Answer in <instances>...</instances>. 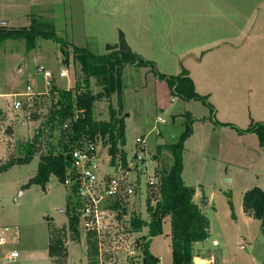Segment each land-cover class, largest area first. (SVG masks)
Returning <instances> with one entry per match:
<instances>
[{
	"label": "rangeland",
	"instance_id": "obj_1",
	"mask_svg": "<svg viewBox=\"0 0 264 264\" xmlns=\"http://www.w3.org/2000/svg\"><path fill=\"white\" fill-rule=\"evenodd\" d=\"M16 1L0 0V19L9 20L13 27L32 28L38 33L35 49L31 51L39 62L30 58L31 51L27 50L26 40L10 42L7 40V45V41L1 44L0 92L4 91V94L12 97L25 93L28 87H32L41 95L34 97L31 102L21 97L20 100L23 102L21 109H14L13 104L10 112L0 117V144L5 145V153L0 157V167L24 157L25 145L34 140L36 131L47 129L49 112L53 106L51 89H73L82 78L79 65L73 64L72 58L71 66L64 65L60 45L43 38V33L56 34L72 45L89 49L95 55H108L111 53L108 46H114L120 40L121 27L129 31V37L132 36L133 42L135 40L140 42L137 33L142 29L144 42H141V46L147 45L149 56L157 58L159 64L151 61L162 73L165 71L174 74L178 70L177 66L163 61L158 55L163 52V47L171 48L175 54L185 56L180 60L177 55L173 58L180 67L183 61H187V65L192 68V64L200 61L197 58L207 53L208 57L205 56L203 61L205 67L218 65L219 73L216 77L204 79V83L197 81V84L201 91L211 93L208 102L215 113L213 114L204 103L195 100L190 104L177 100L172 112L183 113L187 108L195 117L211 123L220 118L236 122L230 121L239 128L251 124L250 111L252 113L253 109L249 106L253 96L247 87L246 66L249 61L247 45L248 43L258 45L256 53L252 51L254 53L250 56L255 63L252 75L264 77V0H20L25 3L18 6L15 5ZM171 19L177 23L171 24L169 22ZM23 57L28 60V65L24 72L19 73L17 67L23 65L21 62ZM40 67L52 71L55 75V80L49 88L43 75L38 71ZM131 69H124L122 74L124 96L121 108L117 95L110 102L102 100L94 105V119L98 122L110 119V104L120 111V117L123 119L125 111L132 113L125 127L126 156L123 160L120 155L114 159L105 149L102 150L100 152L102 172L113 174L122 161L130 164L133 156L131 150L136 139L146 135H148L146 150L153 158L147 159L148 169L140 175L141 195L135 196L126 205L119 217L111 221L105 235L98 239L97 264L145 263L140 244L148 240L150 228L145 226L142 232L133 233L124 216H139L147 223L150 221L146 209L149 204H155L158 190L157 188L148 190L146 185L156 166H161L157 160V147L160 144L177 142L185 129L180 123L182 119H179L160 136L155 133L149 134L154 128L157 114L168 120L171 113H161L156 108L152 112L156 94L154 85L151 80L141 78L138 70ZM64 70L68 71L69 77L62 79L59 74ZM235 85L240 86L236 91ZM224 86L227 88L224 89ZM135 88H139V91L136 92ZM91 91L95 95L101 91L94 78L91 80ZM225 95L235 101L237 105L235 111H229L223 105ZM8 102L10 99L0 97V108L7 109L3 107ZM258 114L261 112L255 116ZM146 119L148 124L143 122ZM16 125L18 126L15 134ZM10 133L13 135H9ZM53 134L59 136L58 131ZM50 138L49 133L45 132L40 139L41 148L53 142ZM214 141L216 144L213 145L215 149L213 152L220 143L219 136H216ZM194 145L199 146L198 140ZM232 147L235 148L234 141L225 140L221 156H226L227 153V158L232 160L229 154L235 151ZM220 152L221 150L218 154ZM40 159L41 153L37 152L30 164L16 165L15 168L0 172V231L5 233L6 240L5 244H0V264H52L48 247L51 237L58 235H65L68 255L66 264H90L87 233L81 226L80 237L74 239L69 231L67 202L68 198H73L72 192L55 176L51 177L47 185L48 191L37 185L26 188V184L37 173ZM112 160L117 165L112 166ZM212 160L216 163L211 161L207 165L202 163V171H206L207 186L200 191L205 200H211V206L206 211L211 222L210 236L206 242L194 246L195 255H199L203 260L196 258V262L264 264L263 223L247 215L243 209V197L248 190L259 187L264 191V160L257 161L251 168L235 164L236 158L232 163L229 161V164ZM195 161L196 159L189 155L187 168H193ZM219 170L232 177L233 185L224 187L220 182L213 186L212 178ZM168 234H171L170 218L164 220L163 235L154 237L151 244L152 252L161 256L162 264H173L172 236L167 238ZM214 241H219L221 246L214 248ZM100 249L103 253L102 258ZM13 252H17L19 257L8 260L6 257Z\"/></svg>",
	"mask_w": 264,
	"mask_h": 264
},
{
	"label": "trees",
	"instance_id": "obj_2",
	"mask_svg": "<svg viewBox=\"0 0 264 264\" xmlns=\"http://www.w3.org/2000/svg\"><path fill=\"white\" fill-rule=\"evenodd\" d=\"M37 34L32 28L0 26V45L7 40L23 39L26 40L27 50L31 51L35 49ZM42 37L60 45L64 56L63 64L67 67L71 66L70 58H72V63L79 65L82 78L73 89H51L53 106L49 112L47 131L38 129L34 140L25 145L26 154L24 157L0 167V172H3L16 165H28L34 159V155L40 152L41 159L37 173L26 184V188L37 185L46 191V186L52 176L64 184L67 168L70 165L69 154L74 146L84 139L90 141H95L98 138L103 139L106 141L105 144H111L110 154L113 157L118 152V145L126 144L125 123L124 119L120 117V111L110 104V119L98 122L94 119V105L102 100L110 101L112 96L117 95L121 108L123 102L122 74L128 66L150 68L159 80L168 83L173 96L185 101H200L208 106L213 114L215 113L208 98L195 91L194 83L186 69L179 76L160 73L154 62L142 58L131 50L123 33L120 34L118 44L108 46V50L111 51L108 55H95L89 49L72 45L53 33H43ZM93 78L96 79L97 86L101 87V91L96 95L91 91ZM76 113L79 119L72 121L69 131H64L62 125L66 120L73 118ZM185 118V129L178 141L157 147V160L160 161L161 166L158 167V182L155 186L158 190V197L155 198V204H149L147 209L150 221L147 223L139 216H132L129 220L133 233L142 232L145 226L150 228L148 240L140 244L146 261L143 264H160V259L150 252V245L152 238L163 235L166 218L171 219L173 264H194L196 256L194 246L206 242L210 236V220L194 202L195 190L186 186L182 178L184 142L192 134L195 122L190 113H186ZM213 122L217 126L237 130L241 134H257L260 146L264 150L263 123H255L248 129L241 130L232 124L220 123L216 120ZM55 131L59 132V136H54L53 132ZM45 132H48L52 138L50 139L53 140L46 146L48 149H45V146L41 148L40 143ZM44 150L45 152H43ZM73 199L74 196L68 198L67 202L69 231L74 239H78L80 237L79 217L74 212ZM243 209L246 214L261 221L264 226V191L259 187L248 190L243 197ZM64 238L65 235L51 237L49 255L53 258L54 264H66L68 255ZM87 244L90 264H97L96 257L99 249L95 234H88Z\"/></svg>",
	"mask_w": 264,
	"mask_h": 264
},
{
	"label": "crops",
	"instance_id": "obj_3",
	"mask_svg": "<svg viewBox=\"0 0 264 264\" xmlns=\"http://www.w3.org/2000/svg\"><path fill=\"white\" fill-rule=\"evenodd\" d=\"M23 3H25V2H23ZM23 3L20 0H17L15 2V5L18 6V5H21ZM169 22L171 24H173V22L177 23V22L173 21L172 19L169 20ZM10 24H11V22L9 20L0 19V26H4V27H8V28H16V27L11 26ZM24 28H26V27H24ZM120 31L125 35L126 42L128 43L129 47L131 48V50L134 53L140 55L142 58H144L148 61L153 60L156 63H158L157 58H155V57L153 58V56H149L148 51L146 49V48H148L147 45L141 46V42L144 40L143 39L144 32L142 31V29H139V31L137 33V36H139V38H140L139 39L140 42H138L137 40H135V42H133L132 36H130L131 38L129 37L130 33L126 28L121 27ZM8 41L10 42V40H8ZM8 41H7L6 45L8 44ZM257 47H258V45L255 43H248V45H247V54L249 56V61H248L247 66H246L247 70H248V75L246 76L247 81H248L247 87H248V91H251V94L253 96L250 99V106H249L250 109H253L252 113L250 111V114H251L250 118L252 119L251 124L248 127L239 128L235 124H232V123H236L232 120H226V119H220L219 118V119H217L218 122L232 124L241 130L248 129L254 123H263L264 124V77L252 75L254 70H255V63H254V60L250 57L253 55L254 52L256 53ZM162 51L163 52L158 54L162 58V60L166 61V62H171L170 64L177 66L178 70L174 74L169 73V72H165V71H163V73L162 72H160V73L166 74L168 76H179L183 72V70L186 69L188 71V76L192 79V81L194 83L195 91L201 96H206L208 99L211 97L210 92L201 91V89H199V86L197 84V81H202L204 83L205 82L204 79L207 80V79H210L212 77H216V75L219 73L218 65L216 67H214V66L205 67V65H204L205 62H203V61L205 60L206 57H208V56H206L207 53L205 55H203L202 57H198L197 59L200 61L192 64L193 67L191 68L190 66L187 65V61H183L182 67L177 65L175 60L173 61V58L174 57L176 58V55H177V57H179V60L182 57L184 58L185 56H182V55L177 54V53L175 54L174 50H171V48L168 49V47L167 48L163 47ZM252 51H254V52H252ZM189 53H190V55H192L191 52H189ZM30 54H31L30 58H32L33 61L39 62V59L35 55H33L34 54L33 51H31ZM198 60H196V61H198ZM27 61L28 60L23 57V59H21V62L23 63L24 66L22 64H20L18 66V64L20 63V61H19V63L17 64V66H18L17 68H18L19 73H22L25 71V69L28 65ZM188 62H190V59L188 60ZM170 64H168V65H170ZM219 65H220V63H219ZM127 68H132L134 70H138L137 72H140L141 78L143 77V79L146 81L151 80V82L153 83V85H154L153 87L155 88L156 94H155V104L153 103L152 112H153L154 108H156V110L158 112L161 111V113H171L168 120L166 118L162 117L161 114H157V117L154 121V128L149 132V134L155 133L156 135L160 136L163 133V131L167 130L169 128V126L171 124H173L174 122H178L179 119L180 120L182 119L180 123L182 126H184V123H185L184 115L186 113H190L192 118L195 120V122L193 124V133L190 136V138H188V140L185 142V145H184L182 178H183L184 184L186 186L191 187L195 190L194 202L199 206L201 211L206 215L207 209H209L211 206V200H205V198L203 196H201V192H200L204 187L207 186V183L205 182L206 181L205 180V172L206 171H202L203 170L202 163H206V165H207L208 162H210V161L214 162V160H212V159H215L216 161H219V162H222L225 164H229L230 162L232 163L233 159L236 158L237 161L235 160V164H237L241 167H248V168L254 167L256 165L257 161L264 160V150L260 146L259 137L255 133L241 134L237 130L231 129L229 127L217 126L214 123H211L210 121H206L205 119L202 120L200 118H197L194 116L193 112L188 110L187 108H186L185 112H183V113L172 112V110L174 111V109H175V104H176L177 100H181V101H185V100H183L179 97L173 96L171 93V90L169 88V85L166 81L159 80L155 76V74L151 71L150 68L128 66L125 69H127ZM258 83H261V84H258ZM140 85L141 84H139V88H140ZM142 85H144L143 82H142ZM139 88H135V91L138 92ZM225 88H227V87L224 86V89ZM239 88H240L239 85L238 86L235 85V91L238 90ZM231 91L233 93L235 92L234 90H231ZM4 93H5L4 91H1L0 97H2L4 99H10V102H8L7 104L6 103L4 104L3 108H7V109H1L0 108V117H2V115H4L5 113L10 112L11 106L13 107V102L20 100L21 97L26 98L24 96L25 93L20 94V96H17V94H15L12 97L11 96L9 97V94H4ZM114 96H112L110 101L113 99ZM257 97H258V99H257ZM186 102L188 104H190V103H193V100L186 101ZM223 105L229 111H235L237 109V105H236L235 101H232L230 96H228V95H225ZM241 105H242V103H241ZM254 110H256V112ZM259 112H261V114H258L257 116H255V114L259 113ZM131 115H132V113H127V111H125V118H124L125 127L127 125L128 119L131 118ZM158 118L165 119L167 121L168 126H167V124L165 126L164 125H158L157 124ZM230 121L232 123H230ZM143 122L145 124H148V119L144 120ZM17 126L18 125L15 126V134H16ZM156 126H159L160 134H157L155 132ZM2 128H4V125L2 126ZM9 135H13V133H10ZM147 136L148 135L143 136V138H145L147 140ZM216 136H219L220 143L218 144L217 150L215 152H213V150H215L213 148V145L216 144L214 141V138ZM228 139L233 140L235 143V148L232 147V149L234 148L235 151L232 154L229 153L232 157V160L230 158H227V153H226V156H221V154L223 153L222 149L224 148L225 140H228ZM197 140H198V145H199V146H197L198 148L194 145V143H197ZM126 145H127V142H126ZM160 145H162V144H160ZM219 150H221V152L218 154ZM0 153H1L0 157H2L3 153H5V145L0 144ZM189 155L196 159V161L194 163V167L193 168L190 167L189 168L190 170L187 168V157ZM215 155H217V156H215ZM214 163H216V162H214ZM15 167H17V166H15ZM15 167H13V168H15ZM156 167H157V171H158V165ZM220 182L222 183V185L224 187H230L231 185H233L232 177L229 176V174H227L226 172H224L222 170L215 172L214 177L212 178L213 186H217V184ZM46 191H48V186H46ZM167 236H168L167 238H171V234H168ZM49 239H50V237H49ZM153 239L154 238H152V240H151V244H152ZM79 240H81V238ZM138 243H140V242L138 241ZM70 245L68 247V254H69ZM171 245H172V242H171ZM216 248H219V247H216ZM150 252L155 257L159 258L160 264H162L161 256H157L155 253L152 252L151 245H150ZM48 255H49V247H48ZM49 258L52 259V264H54V260H53V258L50 257V255H49ZM67 261H68V258H67Z\"/></svg>",
	"mask_w": 264,
	"mask_h": 264
},
{
	"label": "built area",
	"instance_id": "obj_4",
	"mask_svg": "<svg viewBox=\"0 0 264 264\" xmlns=\"http://www.w3.org/2000/svg\"><path fill=\"white\" fill-rule=\"evenodd\" d=\"M38 71L46 79V86L49 88L52 81L55 80L54 73L44 67H40ZM59 77L62 79L68 78V71H62ZM38 95H41V93L34 91L32 87H28L27 92L24 94L30 102ZM17 96H20V94H17ZM13 104L16 110L23 107L21 100L15 101ZM78 119L79 116L76 113L73 118L64 122L62 129L69 131L72 127V121H77ZM157 124L166 125L167 121L163 118H158ZM155 132L160 134L159 126H156ZM105 143L106 141L101 138L95 141L84 139L74 146L69 154L70 165L67 168L66 180L64 182V186L74 196L73 208L75 214L79 217V227L82 226L87 235L89 233L95 234L97 239H101L105 235L111 221L119 217L120 212L126 208V205L135 196L141 195L142 184L140 175L144 170L147 171L148 169L147 159L153 158L146 150V139L139 137L136 139L133 150H131L133 156L130 164L127 161H122L118 164L113 174H104L102 172L100 152L105 149L112 156L110 154L111 144ZM126 146V144L118 145V152L115 157L120 155L123 160L126 156ZM113 161L111 162L112 166L117 165ZM157 172L156 167L153 175L150 176L146 189L155 188L157 185ZM124 218L129 222L130 216H124ZM5 243V233L0 231V244ZM220 246L219 241L213 242V247ZM102 256L103 253L100 249V258ZM18 257L19 254L13 252L6 258L14 260ZM196 258L203 261L199 255H196L194 257L195 264H198Z\"/></svg>",
	"mask_w": 264,
	"mask_h": 264
},
{
	"label": "water",
	"instance_id": "obj_5",
	"mask_svg": "<svg viewBox=\"0 0 264 264\" xmlns=\"http://www.w3.org/2000/svg\"><path fill=\"white\" fill-rule=\"evenodd\" d=\"M207 202V201H206ZM144 262H146L145 260H144Z\"/></svg>",
	"mask_w": 264,
	"mask_h": 264
}]
</instances>
